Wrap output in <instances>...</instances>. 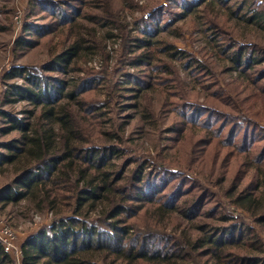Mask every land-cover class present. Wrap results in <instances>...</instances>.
Listing matches in <instances>:
<instances>
[{
  "label": "trees",
  "instance_id": "obj_1",
  "mask_svg": "<svg viewBox=\"0 0 264 264\" xmlns=\"http://www.w3.org/2000/svg\"><path fill=\"white\" fill-rule=\"evenodd\" d=\"M51 1L42 7L55 22L36 30L51 35L49 60L8 74L25 82L11 85L7 101L27 107L23 117L0 107V135L15 133L0 139V175L9 177L0 204L24 201L54 217L22 243L19 262L0 241V264H264V46L243 43L233 30L261 19L264 2L236 0L253 14L229 25L232 0L183 1L189 12L206 3L200 32L211 55L230 62L216 70L158 35L172 27L152 22L158 10L133 17L136 6L104 3L68 14ZM119 39V48L108 47ZM97 55L101 66H89ZM225 70L236 76L223 87ZM195 85L202 101L191 98ZM159 117L169 121L165 132ZM136 125L144 137L158 131L156 148L137 150ZM206 155L234 159L238 174H223L221 188H212L213 171L195 162Z\"/></svg>",
  "mask_w": 264,
  "mask_h": 264
},
{
  "label": "rangeland",
  "instance_id": "obj_2",
  "mask_svg": "<svg viewBox=\"0 0 264 264\" xmlns=\"http://www.w3.org/2000/svg\"><path fill=\"white\" fill-rule=\"evenodd\" d=\"M58 1L61 2L58 3ZM184 0H56L55 2L63 8V11L71 14V9H82V11H89L86 6H104L110 4L117 9H120L122 6H136L134 9L133 17L142 16L147 10L154 9L158 10L156 19L152 22L154 24L164 25L166 23H172V27L169 30H161L158 35L164 36L170 40H173L179 49H183L194 53L200 60H206L208 63L212 64L215 69L222 67L229 69L228 66L230 62L226 60H221L219 56H212L209 52L210 46L207 44V39L200 32L202 29L201 18H204L203 8L206 6V3H202L196 11H186L185 6H183ZM190 4L195 0H186ZM257 1V0H254ZM33 0H0V107L2 110H12L17 111L19 117H23L21 111L23 108L27 107L26 101L22 99H17L15 102L7 101L8 98H13L11 92L13 89L12 84L22 85L25 80L21 76L8 75L16 66H32L38 67L43 65L46 61L49 60L50 51L53 49V44L49 42L51 35H44L41 37L36 33L37 29H41L44 24L54 23L56 20L55 16H52L47 10H44L42 6L51 7L53 2L51 0H36L37 3L35 9L33 8V13L31 12V7ZM90 2V3H89ZM233 4L232 10L235 12L240 8L238 14L231 12V17L233 21L228 24H232L236 21L234 18L245 15L246 17L252 16L253 11L249 8L250 3L247 2L244 6H238L241 1L232 0ZM264 2V0H262ZM39 4V5H38ZM168 12H171L169 15ZM237 16H234V15ZM260 14V13H259ZM123 20L127 23H131L129 27H133L132 14L127 10L122 11ZM171 17V19H170ZM261 19H256L255 23L258 24H248L247 22L239 21L237 25H234V31L236 37H238L243 43L245 42H256L260 46H264V15L260 17ZM26 22H32L35 25L32 26V30L28 31L25 27ZM262 26V27H261ZM103 33H106L102 30ZM21 38H32L39 39V43L34 47H25L22 45H17V41ZM121 39L117 40V43L112 45L109 41L110 48H119ZM211 50V49H210ZM115 61V60H114ZM113 61V63H114ZM102 63L101 55H97L94 58L93 63H88L89 66H94L99 68ZM133 71V69H131ZM130 70V71H131ZM226 72V73H225ZM57 72L50 73L56 74ZM182 75L185 73L182 71ZM61 76V75H60ZM232 76H236L234 71H223L218 75L221 86L225 87ZM119 82L122 85H125L123 81L125 78L120 76ZM131 84V83H130ZM196 89L192 90V99L202 101L203 92L200 86H191ZM10 89V90H9ZM15 97V96H14ZM19 98V97H17ZM151 103L154 105L155 110L160 113L161 109V100L157 94H152L150 96ZM260 109V108H259ZM257 108L255 109V111ZM203 113L202 111H199ZM165 124L160 126L164 131L168 125L169 121H165V117H159ZM5 122V119L2 118L0 114V126ZM142 126L136 125L133 126L132 130L135 132L134 138H137L133 143L137 145L138 151H144L145 149H154L158 144V131L154 130L152 132L144 133L141 132ZM140 132V133H138ZM165 132V131H164ZM138 133V134H137ZM15 133H11L6 136L0 135V139L10 138ZM139 136H142L141 139ZM132 141V139H131ZM138 142V143H137ZM169 142V141H168ZM167 142V143H168ZM131 143V142H129ZM170 143V142H169ZM186 150H188V145H186ZM197 154L201 152H196ZM185 164L184 161H181ZM195 162H202L201 166L208 168L205 170L213 171L211 176V187L215 189H220L221 185H218V182L223 180L227 175L229 179L234 178L239 171H236V164L234 159H229L228 161H223L222 158H217L214 160V157L208 156L203 157V159H196ZM214 162V163H212ZM213 166V167H212ZM228 170V171H226ZM201 169L198 167L196 173L200 179H204L205 175L202 173L199 174ZM204 172V173H205ZM228 172V173H227ZM223 174L225 176L223 177ZM220 176V177H219ZM9 180L8 175H0V187L5 185ZM230 184V181H229ZM224 188H228V183L222 185ZM238 212V211H237ZM239 213V212H238ZM240 216V213L237 215ZM54 217L53 211L45 210L40 211L36 210L33 206L26 204L24 201L20 203L19 206L8 205L7 207L0 204V229L3 226H8L12 228L15 232V248L13 251L9 252L11 257L19 262L22 257L21 245L22 243L34 232L40 230L42 226L52 222ZM248 222V221H247ZM254 225H256L254 223ZM257 229L259 226H255Z\"/></svg>",
  "mask_w": 264,
  "mask_h": 264
},
{
  "label": "built area",
  "instance_id": "obj_3",
  "mask_svg": "<svg viewBox=\"0 0 264 264\" xmlns=\"http://www.w3.org/2000/svg\"><path fill=\"white\" fill-rule=\"evenodd\" d=\"M1 100V95H0ZM0 241L6 251H13L15 248V232L8 226H3L0 229Z\"/></svg>",
  "mask_w": 264,
  "mask_h": 264
}]
</instances>
